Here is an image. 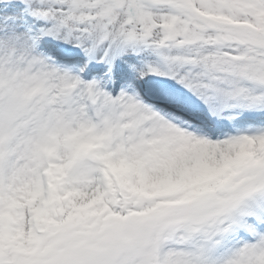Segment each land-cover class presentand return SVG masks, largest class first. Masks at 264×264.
Wrapping results in <instances>:
<instances>
[{"label":"snow or ice","instance_id":"1","mask_svg":"<svg viewBox=\"0 0 264 264\" xmlns=\"http://www.w3.org/2000/svg\"><path fill=\"white\" fill-rule=\"evenodd\" d=\"M0 264H264V0H0Z\"/></svg>","mask_w":264,"mask_h":264}]
</instances>
